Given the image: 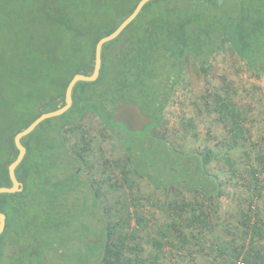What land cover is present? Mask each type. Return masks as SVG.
<instances>
[{
    "label": "trees",
    "instance_id": "trees-1",
    "mask_svg": "<svg viewBox=\"0 0 264 264\" xmlns=\"http://www.w3.org/2000/svg\"><path fill=\"white\" fill-rule=\"evenodd\" d=\"M139 1L0 0V188L12 186L8 167L18 155L15 135L40 115L64 106L71 79L93 71L97 42L114 32ZM225 49L250 73L264 74V0H154L146 4L116 39L103 46L97 80L77 83L71 107L22 139L26 154L15 176L23 190L0 195V213L6 216L0 264L9 262L11 245L18 251L15 262L9 264H44L52 256L48 237L36 234V244L26 247L16 241L11 244V233L38 186L50 188L60 182L42 178L48 172L46 163H53L47 153L56 151L81 168L89 165L92 146L83 130L87 118L99 121L101 141L112 138L123 150L124 169L131 175L156 190H185L211 198L218 182L204 169L207 155H184L156 130L183 82L187 64L191 61L206 74L213 58ZM128 105L137 106L153 122L134 133L113 123L116 110ZM221 109L238 119L232 105L219 100L216 110ZM71 139L76 142L72 144ZM61 166L60 173H65L66 165ZM90 191L103 233L87 263L117 264L127 238L113 240L115 226L99 201L100 189L92 185ZM187 206L192 207L177 205L180 209Z\"/></svg>",
    "mask_w": 264,
    "mask_h": 264
},
{
    "label": "rangeland",
    "instance_id": "rangeland-1",
    "mask_svg": "<svg viewBox=\"0 0 264 264\" xmlns=\"http://www.w3.org/2000/svg\"><path fill=\"white\" fill-rule=\"evenodd\" d=\"M219 100L232 105L238 119L216 110ZM83 130L92 146L89 165L81 168L56 151L47 153L53 163H46L42 178L60 182L38 186L11 244L31 247L36 234L44 235L53 252L46 264H88L103 233L90 191L94 185L115 226L113 240L127 238L117 264H264L257 257L264 259V74L250 73L227 49L206 74L190 61L156 130L184 155H207L204 169L218 182L211 198L156 190L124 169L123 150L114 139L97 136L98 120L87 118ZM63 164L67 168L60 173ZM182 203L192 207L178 208ZM11 246L7 264L18 251Z\"/></svg>",
    "mask_w": 264,
    "mask_h": 264
},
{
    "label": "water",
    "instance_id": "water-1",
    "mask_svg": "<svg viewBox=\"0 0 264 264\" xmlns=\"http://www.w3.org/2000/svg\"><path fill=\"white\" fill-rule=\"evenodd\" d=\"M152 1L154 0H140L137 3L136 7L134 8L133 12L123 20V22L116 28L114 32L100 39L97 42L95 46L93 71L91 73H88L87 75L77 74L71 79L65 90L64 106L59 107L55 111L40 115L27 128L23 129L22 131H20L18 134L15 135L14 145L18 150V155L14 160V162L10 164L8 167V176L12 186L10 188H0V195L17 194L22 192V184L17 181L15 176V170L20 165L26 154V149L21 144L22 139L27 137L30 133H32L45 120L59 117L71 107L72 91L77 83L94 82L97 80L101 69V52L103 46L111 42L112 40L116 39L121 34V32L139 15V13L142 11L144 6ZM112 121L113 123L122 124L127 129V131L131 133L143 131L147 124L153 122L152 119L145 116L140 111V109L135 105H128L118 108L114 113V115L112 116ZM5 224H6V216L0 213V235L3 233L5 229ZM44 264H46V262H44Z\"/></svg>",
    "mask_w": 264,
    "mask_h": 264
},
{
    "label": "built area",
    "instance_id": "built-area-1",
    "mask_svg": "<svg viewBox=\"0 0 264 264\" xmlns=\"http://www.w3.org/2000/svg\"><path fill=\"white\" fill-rule=\"evenodd\" d=\"M237 264H244L243 262L238 261Z\"/></svg>",
    "mask_w": 264,
    "mask_h": 264
},
{
    "label": "crops",
    "instance_id": "crops-1",
    "mask_svg": "<svg viewBox=\"0 0 264 264\" xmlns=\"http://www.w3.org/2000/svg\"><path fill=\"white\" fill-rule=\"evenodd\" d=\"M22 190H23V187H22ZM21 193V192H20Z\"/></svg>",
    "mask_w": 264,
    "mask_h": 264
}]
</instances>
